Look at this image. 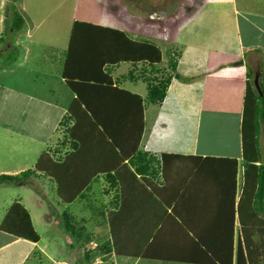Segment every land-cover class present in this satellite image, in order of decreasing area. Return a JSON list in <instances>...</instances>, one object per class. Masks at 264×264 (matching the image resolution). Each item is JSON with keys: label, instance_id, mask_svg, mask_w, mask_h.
I'll use <instances>...</instances> for the list:
<instances>
[{"label": "crops", "instance_id": "0c3cea01", "mask_svg": "<svg viewBox=\"0 0 264 264\" xmlns=\"http://www.w3.org/2000/svg\"><path fill=\"white\" fill-rule=\"evenodd\" d=\"M196 1L197 5H195V0H187L186 13L175 22L168 37L164 40L155 35L158 29L149 33L146 29L142 38L139 37L127 19L112 11L108 12L106 0H14L13 2L0 0V41L6 35V40L0 43L1 52L17 50L19 53L15 62L9 65L5 64L9 69L10 67L18 69L27 61L26 59L31 53L28 51V47H22L24 44L42 46L46 50L50 48L47 44H52L55 46L53 48L58 49L60 53L64 51L65 48L61 47L65 46H61L63 42L59 40V35H50L60 29L58 27L50 29V24L55 16L54 25L63 20L69 23V25L66 24V33L68 30H70V34L73 32V24V27L78 28V31L85 30L88 26L93 28L100 38H108L105 47L114 49V52H110L111 54L107 56L103 54V51L101 54L98 51L94 53L97 58L100 55L101 59L96 62L95 68L89 69L92 70L89 75L86 72L87 67H80L79 63L74 62L71 56L72 51L68 52L70 56L66 69L68 73L70 72L68 75H73L78 70V73L84 71L89 76V78L79 77L80 74L70 76L77 81L73 86L74 90L59 74V71L66 65V51H64L63 57L55 58L57 61L53 59L50 61V63L53 61L52 64H56L57 67L53 68L51 65L48 71L41 69V72L31 77H22L21 83L27 79L36 87L33 90H28L24 96L35 103L31 116L28 115V117L43 122L47 120L51 126L39 128L46 130L45 134H42L44 137L38 139V136L41 135L36 133L32 125L29 129L26 125H15L14 121L1 123V130L6 133L4 142L0 143V150L3 152L2 159L5 158L4 165L12 164L10 165L12 169H4L0 173L13 176L28 169V163L23 162L21 158L22 144L11 146L8 140L9 137L23 139L29 144H34L29 145L31 149L28 150L30 157L34 159L33 164L36 165L42 156L41 173L49 175L47 178L37 181L40 192L44 180L51 186L46 189L57 192V189H54L56 184L50 176L55 175L56 178L60 177L61 183L58 182V189L61 195L77 198L83 196L85 191L92 194L93 190L90 184L99 179L100 172L106 170L113 172V169L117 168L110 161H119L116 152L128 156L138 140L139 149L157 157L167 155L169 165H179L177 172L171 169L169 179L171 184H174L172 181L176 176H179L175 183H180L185 187L187 201L181 207H178L179 205L177 207L174 205V207L185 215L190 209H194L190 214L192 216H187V219L191 220H199V217H195L199 209H202L201 212L204 215L207 214L202 222H196L194 226L187 223V229L195 232L196 225L200 224L203 232L199 237L209 247L220 246L223 244V240L225 244H228L230 236L228 239L227 235L231 230L233 233L237 218L234 213L233 221H231L232 208L235 212V208L241 205L242 210H245L246 213H253L250 208L252 201L248 200L247 195L251 186L247 187L246 168L241 165L243 160L242 123L244 112H246L244 97L249 81L247 76L249 71L254 73V77L256 74L259 75L258 80L264 90V0ZM55 2H60L58 8L72 7L73 15L70 18L69 16L64 17L62 12L55 15L57 8L52 9ZM6 4L8 5L7 11ZM13 12L17 13L24 23L21 30L14 32L10 37L7 34L12 33L10 26ZM37 30H41V32L36 36ZM62 31L63 27L60 29V32ZM130 36L134 40H131ZM63 37L67 38V35L61 38ZM47 38L51 39V43L45 44ZM70 38L72 39V36L69 35L68 40ZM120 44H122V53L119 56H114L113 54L119 49ZM146 45L152 47L149 48ZM164 46H167L164 48L165 50ZM167 48L171 49V52H168ZM164 53L166 58L170 53L176 55L175 72L168 69L169 58L165 61L164 69L158 66L164 63ZM157 56L160 57L159 62H156ZM131 61H136V63H131ZM44 63L45 59L42 58L38 65L44 66ZM121 65L126 66V73L115 77L114 73L120 69ZM130 71H136L138 74L144 72L146 76L150 77L160 78L162 75L170 77L166 96L170 92H176L186 99V106H190V108L185 118L182 121H175L164 101L159 106L143 107L139 98L144 99L147 95L146 85L142 94L127 89L126 84L136 85L139 82L144 84L134 78V81H130L131 77H127ZM16 75L17 73L15 76L13 75L14 78L10 82L12 86H16L15 93L19 87L17 85L20 84ZM81 79H85V81L81 82ZM116 79L119 81L117 82ZM1 86L4 84L0 85V89ZM75 99L80 100L87 109L90 107L91 113L88 114L90 117L106 118L103 125L114 134L112 140L114 152L108 151L99 157L103 162L101 166H98V161H96V167L82 170L83 172L79 173L76 170L83 164L77 159V148L73 151L75 155L72 153L73 158L65 161L66 158L61 157L64 150L61 144L59 147V143H55L56 138H54L58 124ZM61 101H64L62 105ZM42 104L43 106H41ZM261 108L264 110V106ZM156 109H158L157 113L154 112ZM17 111L19 115L20 110ZM26 116L25 113H22V120H25ZM75 117L82 119L84 124L77 127L74 138H79L80 133L87 129H94L97 132V128L89 125L85 120L86 117L80 115L78 108H76ZM21 122L23 123V121ZM262 133L264 132H261L259 136L260 148L264 143V136H262L264 134ZM220 134H223L222 138L219 137ZM176 140L179 141L177 144L180 146L172 144ZM51 143L54 144L53 147L48 148ZM36 144L41 146L36 147ZM52 153L58 158L61 157L58 164L50 163L51 160L55 161V157L45 156V154ZM262 161L264 162V159ZM51 166L58 170L51 171ZM119 168H121L120 164L117 169ZM181 173H184L183 177H181ZM95 175L96 178L92 179ZM120 176H126V174ZM124 186L123 184L121 188ZM246 188L247 193L245 192ZM182 193L184 194L183 191ZM199 193L201 194L200 198L196 196ZM239 210L240 208L238 209L240 213ZM27 213L34 228L32 216L28 211ZM214 215H216L215 220ZM3 217L4 214L0 215V222ZM248 220L252 219L248 218ZM141 221L147 222L144 217L138 220L139 223ZM118 223H123L122 218L117 219L115 224ZM180 224L168 222L159 226L162 231L159 230L161 233L156 234L152 245L166 247L167 250L166 253L157 255V259L150 257L149 259H131L121 256L117 264H176L165 262L161 258L168 256L169 259H172L176 255L174 258L176 260H173L178 261L188 255V249H184V247L194 245L188 240L192 236L191 233L188 239L180 237L178 230L181 227ZM240 224H238L239 227ZM141 226L147 229L149 225ZM168 230H170L169 233L166 232ZM212 230L221 231L225 236L217 232L213 233ZM143 233L144 231H142L144 237ZM39 242L40 237L37 243H33L0 231V251H3L0 256V264H25L33 255L35 257L30 259L33 264H42L43 261L51 262L50 255H47L43 250H38ZM128 244L135 245L134 242H127L124 247L130 246ZM69 247L72 249V245Z\"/></svg>", "mask_w": 264, "mask_h": 264}, {"label": "rangeland", "instance_id": "374dc122", "mask_svg": "<svg viewBox=\"0 0 264 264\" xmlns=\"http://www.w3.org/2000/svg\"><path fill=\"white\" fill-rule=\"evenodd\" d=\"M139 0L134 1L135 3H131L130 0H106V9L108 12H114L117 15H120L128 20L129 25L134 29V31L137 33L139 37L142 36L143 32L148 29V33L151 31H155V35L159 36L160 38L164 39L168 37L169 33L172 30V27L174 26L175 22L179 20L185 13H186V6H187V0H180L184 2L178 7H174L172 9L171 17L167 19H161V21H152L148 20L147 16L142 12L139 13L137 11L142 10H151L156 7V5H159L161 1L163 0H141V5H134ZM171 1V0H170ZM168 2V0H167ZM197 1L195 0V5ZM173 4V3H172ZM60 5V2H55L52 6V9H56V14L58 15L59 12L63 13V16H69V18L73 15V9L72 7L63 9V7L58 8ZM68 7V6H67ZM8 5L6 4L5 9L7 11ZM65 8V7H64ZM142 8V10H138ZM1 9V8H0ZM114 14V15H115ZM131 16V17H130ZM140 17V18H139ZM55 18L52 20L50 24V29H53L55 27L62 28L63 31L60 32V29H57L54 33L50 35H59V40L63 42V45L65 47H61L64 49V51L71 52V56L74 59V62L80 65V67L84 66L86 68V72L88 75L91 73L92 68H95L99 60L101 59V56L95 55L94 53L100 52V54L103 51V54L110 55V52H114V49L105 47V42L108 41L107 39L100 38L99 34L97 35V32L91 28L86 27L85 30H79L76 27H73V32L70 34V30L66 33V24L69 25L68 22L62 21L58 24H55ZM144 18V19H142ZM77 23V22H75ZM166 23V24H165ZM72 24V23H71ZM70 24V26H71ZM153 24V25H151ZM131 28V29H132ZM65 29V30H64ZM71 29V28H70ZM43 30V29H42ZM12 32V31H11ZM41 32V30H37L35 32L36 36L38 33ZM14 32L8 33L10 37L12 36ZM62 33V34H61ZM34 34V35H35ZM135 34V33H134ZM154 34V33H153ZM61 38L62 36H66ZM69 35L72 36V39H69ZM6 35H4V39L0 41L4 42L6 40ZM131 40H134L132 36L129 37ZM142 38V37H141ZM156 38V37H155ZM51 43V39L47 38L45 41ZM71 43V44H70ZM70 44V47H69ZM50 48L45 49L42 46H36V45H30L27 44L22 45L23 48L28 47L29 54L27 61L23 63L21 67L18 69H14L10 67V69L5 66L4 60L6 59V56L9 52H1L2 46H0V85L2 83L4 86H1L0 89V143L4 142V134L1 130V123H11L12 121L15 122V125H23L27 126L29 129L32 127L35 129L36 133L40 134L41 136H38V139H42L45 134L44 131L46 129H39L43 126L50 127L51 125L46 120L45 122L39 121L38 119H32L28 117V115L31 116L33 107L35 106V103L31 100H28L25 96V94L28 92V90H33L36 88L31 82H28L27 79L23 83H21L22 77H31L36 73L41 72V69H44L48 71V69L53 65L54 67H57L56 64L50 63V61L55 58H61L63 57L64 51L61 53L58 51V49H54L55 47L52 44H47ZM68 45V48H67ZM122 44H120L119 49L113 54L114 56H119L120 53H122ZM101 47V49H99ZM118 47V46H115ZM167 47L164 46L163 49ZM168 52H171V49L167 48ZM165 50V49H164ZM171 55L174 56L173 53H170L167 55V58H169ZM164 57V63L159 64L161 69L165 68L166 60L165 53L163 54ZM44 58L45 63L44 66L41 64L38 65L40 60ZM170 59V58H169ZM10 60V59H9ZM64 60V59H63ZM57 61V60H55ZM95 61V62H93ZM42 66V67H41ZM126 66L123 65L120 66V69L114 73L115 77H119L120 75H123L126 73ZM166 70V69H165ZM95 72V71H94ZM17 73L16 77L19 78V86L17 88V93H15L16 86L11 85V81L13 80V75ZM70 73V72H69ZM68 73V74H69ZM76 75L80 74L79 77L82 78H89L87 74L84 71H81L78 73V70L74 73ZM70 75V76H74ZM91 78V77H90ZM51 79V78H50ZM52 80V79H51ZM79 80V79H78ZM85 81V79H81V82ZM117 82L119 79H116ZM122 80V79H121ZM77 83V81H76ZM8 84V85H7ZM32 84V85H31ZM80 87V86H79ZM126 88L130 89L132 91H136L138 93H143L145 84L137 83L134 84H126ZM68 96H70L69 91H67ZM62 96V94H61ZM64 101H61L60 104L62 105ZM164 103L166 104V107L170 110V114L173 116L175 121H182L186 114L189 111L190 106H186V99L182 97L179 93L176 92H170L168 93V96H166V99L164 100ZM68 104V103H67ZM43 106V104L41 105ZM23 108V109H22ZM171 109L173 110L171 112ZM19 115H18V111ZM158 109L154 110L155 113H157ZM25 113L27 115L25 117V120H22L21 114ZM82 117V116H80ZM86 117V116H84ZM85 120L88 121L89 125H91L94 128H97V132L94 129H87L86 131L80 133L79 138L72 137V128L68 129L69 127H72V123L65 127L64 124H58L56 134L54 135V138H56L55 143H59L58 146L60 147V144H62L63 148V156H61L65 161L70 160L73 158V155H75V150L70 149V145L65 143H62L65 140H71L76 139V145H77V159L80 160V162L83 164L82 167H78L76 170L77 173L81 172L82 170H88L92 169L93 167H96V161H98V166L102 165V161L100 160V156L108 151L114 152V144L112 140L114 139V134L107 130V128L103 127L102 123L97 126L94 122L91 121V118L86 117ZM23 121V123L21 122ZM77 121V123H76ZM75 121V128L74 133H77V127L84 124V121L82 119L77 118ZM148 121L149 118H148ZM70 123V122H69ZM71 132V133H70ZM264 134V133H262ZM56 136V137H55ZM264 136V135H262ZM220 138L223 137V134L219 135ZM8 140L10 141L11 146H20L22 144V151H21V158L23 162L28 163V169L26 170H34V164H33V158L29 155V149L31 147L29 145V142L24 141L23 139L19 140L15 137H9ZM179 141H174L172 144H177ZM42 145V143H41ZM39 144H36V147L41 146ZM53 143L48 145V148L53 147ZM1 146V145H0ZM176 146H180V144H177ZM177 149V148H176ZM2 153L0 150V172H2L4 169H12V164L10 165H4L5 158L2 159ZM32 153V152H31ZM73 153V155H72ZM261 154L264 159V143L262 144L261 148ZM66 155V156H65ZM72 155V156H70ZM96 155V157H94ZM48 158H58L54 153L52 154H45ZM70 156V157H68ZM59 156L58 159H61ZM2 159V162H1ZM16 159H18L16 157ZM113 163V166H117V168L122 165L121 161H115L110 160ZM85 165V166H84ZM107 168V166H106ZM112 168V167H111ZM25 170V171H26ZM58 169H53V171H57ZM82 171V172H83ZM34 172V171H33ZM21 173V172H20ZM106 173V174H105ZM113 174L111 172L102 171L101 174L107 175V174ZM19 174V173H18ZM54 174V173H53ZM0 175H3L0 173ZM11 176V175H8ZM54 177V176H53ZM56 177V176H55ZM68 178V177H67ZM96 178V175L92 177V179ZM41 180L43 178L34 177L31 175L28 177V181H13V182H3L0 183V215H5V213L10 209L14 203H18L23 209H26V211L31 214L32 222L34 224L35 231L38 233L40 237L39 242V248L38 250H43L47 255H50L51 262H42V264H117L120 257L116 256L117 252L114 253V247L111 246V249L106 252L104 247L105 244L109 243V246L112 242V236H114V239L117 240V244H122L121 248H124V245L128 242H134L135 246L138 247V244H142L141 241L145 237H143L142 233L138 229V233L136 234V223L138 220H140V217L136 214L133 218H128L125 220V217L122 216L123 223H118L113 226L112 231V223H108L111 220L112 216V192H108L107 189L109 187V183L105 181L104 179H98L95 182L91 183L90 186L92 187L93 193L90 194L88 192H83V196L75 198V201L72 205L66 206L63 204L59 198H57V193L52 192L51 190H48L46 188L51 187L50 184H46V181L43 182V187L40 192L37 186V181ZM58 182L61 183L60 177L58 176L56 178ZM53 181V179H52ZM1 182V181H0ZM49 183V182H48ZM65 183V182H63ZM39 185V184H38ZM177 187H181L182 185L180 183L175 184ZM58 187L54 186V189H57ZM41 189V188H40ZM123 192L124 190L121 189ZM107 191V192H106ZM121 192L119 191V195H121ZM175 196V195H174ZM64 197V196H63ZM171 197H169L170 200ZM174 203H170L167 206H163L162 209L166 212H171V208L174 207ZM240 207L235 208V216L236 223L233 231V238L235 240V243L237 242V239L240 235V228L238 226L240 221V213L238 212V209ZM141 211V210H140ZM240 211V210H239ZM202 214H204L202 212ZM207 214H205L203 217H201L199 220L196 219H187L185 218L184 222H188L192 224L193 226L196 224V222H202ZM116 216V215H115ZM191 217V216H190ZM244 219V225L248 228H255V224L252 220H248L247 217ZM71 220V225L77 229L78 236L80 237V241H77V246L74 243V239L72 236L64 229L65 220ZM170 219L173 220V217H167L163 215L159 221L161 223H168L175 221H169ZM176 220L181 223L177 218ZM117 219H115V222ZM127 221V222H126ZM121 224V225H119ZM138 224L143 225L147 224V222H138ZM122 226V227H120ZM144 229V228H141ZM186 239V237H184ZM224 240L223 244L224 245ZM69 245H72V249L69 247ZM130 245V244H128ZM132 245V244H131ZM79 248V249H78ZM139 249V255L141 253V246L138 247ZM232 249V255L233 259H235V247L233 244ZM135 250V248L133 249ZM3 254V251H0V256ZM89 257L90 262H87L85 259V256ZM52 256V257H51ZM35 257L33 255L30 259ZM138 258H131V259H138ZM29 259L28 262L25 264H33V262ZM235 263V262H234Z\"/></svg>", "mask_w": 264, "mask_h": 264}, {"label": "trees", "instance_id": "16d2710c", "mask_svg": "<svg viewBox=\"0 0 264 264\" xmlns=\"http://www.w3.org/2000/svg\"><path fill=\"white\" fill-rule=\"evenodd\" d=\"M12 2L14 0H11ZM24 21L22 18L15 12H13L11 17V26L10 29L12 32H18L21 30ZM147 47L151 48V45H146ZM157 51V50H156ZM8 55L4 60L5 64H11L15 62L18 58V51H8ZM174 54V53H173ZM158 55V51H157ZM69 54L66 56L65 67L59 71V74L62 75V78L66 80L69 87L74 90L73 86L76 84L75 78L70 77L67 72V62H69ZM157 61H160V57L157 56ZM168 60V69L171 72H175L177 67L176 62V55L174 54L169 57ZM10 59V60H9ZM68 59V61H67ZM131 63H136V61H131ZM64 66V65H63ZM134 76V77H133ZM176 76V75H175ZM248 84L246 87L245 97H244V121L242 126V149H243V160H242V167L246 168L245 170V177H246V184L251 186L250 191L247 193V188L245 192L248 195V200L252 201V212L253 213H246L245 210H242V206H240V235L235 242L233 238L232 230L229 231V235H227L228 239L230 236V240L228 244L220 245V246H212L209 247L202 241L199 235L203 232V228L200 224H197L195 232L191 229H187V223L184 222L187 216H192V212L194 209H190V211L185 215L175 207L171 208V212H166L162 209L165 205H169L170 203H174L177 207H181L183 204L186 203V189L185 187H177L175 184L176 178L172 181L174 184L170 182V175L171 169L177 172V168L179 165H169L167 162V155H160L154 156L142 149L138 148L139 141L137 140L136 146L132 150V152L125 156L123 153H117L116 155L121 161L122 165L121 168L113 169L114 171L111 172L113 174L107 175H100L98 178L104 179L109 183V187L107 189L108 192H112V216L111 220L108 223H112V231L113 226L115 225V219L121 218L122 216L125 219L133 218L136 214L140 219L144 217L147 220V224L149 225L147 229H141L142 226L135 224L137 227L135 229L136 234L139 231L142 233L144 231V238L142 239L141 243L137 246H141V253L139 258L142 259H149L156 258L157 255L166 253L167 248L162 246H155L152 245L153 240H155L156 234L161 233L162 223L160 224L159 219L165 215L167 217H173V220L170 219L169 221H175L179 223L176 218L181 222L179 230L180 237H188L190 233L192 236L188 239L190 243L194 245L191 247L185 246L184 249H188L186 256H183L178 261H174L176 259V255L174 258L169 259V257L161 258L165 262L168 263H176V264H264V162L263 156L261 154V148L259 143V136L261 132H264V110L261 108L264 106V90L258 80V85L260 88V93L255 89L253 80H254V73L249 71L248 73ZM259 76V75H258ZM127 77H131L130 81H141L146 85L147 88V95L144 99H140V104H143V107L152 105V106H159L164 101L168 85L170 83V77H164L163 75L160 78L157 77H150L146 76L144 72L138 74L136 71L128 72ZM134 78V79H133ZM76 108L80 111V115H84L88 118H91V121L95 123L97 126L98 124L103 125L106 122V118L99 116L98 118L90 117L88 114L91 113L90 107L87 109L85 105L81 103L80 100L75 99L69 109L67 110L65 116L62 118L61 125L65 122V127L72 123V127L67 128L66 133L68 132L69 128H72V137H75V121L77 118L75 117ZM90 111V112H89ZM70 122V123H69ZM77 123V121H76ZM105 128V126L103 125ZM69 133V132H68ZM62 143L69 144L71 150H75L77 145L75 139L65 140ZM62 146V144H61ZM41 161L42 156L36 163L34 170H26L19 174L8 176V175H1L0 181L1 182H13V181H28V177L33 175L34 177L38 178H47L49 175H42L41 170ZM59 159L56 158L55 161L51 160L50 163L52 165L58 164ZM54 168L51 166L50 170L52 171ZM34 171V172H33ZM126 176H120L124 175ZM255 173V175H253ZM184 173H181V177H183ZM53 179V182L58 187V181L56 177L50 175ZM125 185L121 188V186ZM123 189L124 191L121 192ZM89 190V189H88ZM184 194L182 193V191ZM106 191V192H107ZM119 191L121 195H119ZM57 198L65 204L66 206H70L74 203L75 197H63L57 188ZM178 194H181L178 196ZM175 195V196H174ZM188 196V194H187ZM199 198L201 194H197ZM169 197L170 200H169ZM141 210V211H140ZM202 209H199L197 215L195 217L204 216L202 214ZM191 212V213H190ZM136 213V214H135ZM233 208L231 210L230 219L233 221ZM116 215V216H115ZM215 216H213L215 220ZM244 216V217H243ZM250 218L254 222L257 221L255 224V228H248L244 225V219ZM163 226V225H162ZM64 229L72 236L74 242L77 245V241H80V237L78 236V231L71 225V220L66 219ZM0 231L9 235H12L18 239L28 240L33 243H37L39 241V235L34 230L29 215L25 209H23L18 203H14V205L8 209L6 214L4 215L2 221L0 222ZM162 231V230H161ZM170 232V230L166 231ZM212 232H217L222 234L221 231L212 230ZM223 235V234H222ZM225 236V235H223ZM112 242L110 247L107 246L109 243L105 244L106 246L104 249L108 252L111 249V246L114 247V253L116 256H127L130 258H138L139 248L134 247L135 245H130L128 247L121 248L122 244H117V240L114 239L112 236ZM185 239V238H184ZM150 242V243H149ZM235 244V259H233L232 255V247ZM137 251H133V249ZM162 250V251H161ZM126 253H123V252ZM87 262H90L89 257L85 256ZM166 259V260H165ZM168 259V260H167ZM174 259V260H173ZM235 262V263H234Z\"/></svg>", "mask_w": 264, "mask_h": 264}, {"label": "flooded vegetation", "instance_id": "af4514ba", "mask_svg": "<svg viewBox=\"0 0 264 264\" xmlns=\"http://www.w3.org/2000/svg\"><path fill=\"white\" fill-rule=\"evenodd\" d=\"M131 3H135L134 1L136 0H130ZM180 0H163L161 1V3L159 5H156L155 8L151 9V10H142V8L138 9V10H142V11H137L139 13H144L148 20H152V21H161V19H167L171 17V13H172V9L176 6L178 7L179 5H181L183 3H180ZM141 0H139L138 2H136V4L134 5H141ZM173 3V4H172ZM144 19V18H142Z\"/></svg>", "mask_w": 264, "mask_h": 264}, {"label": "water", "instance_id": "95a60500", "mask_svg": "<svg viewBox=\"0 0 264 264\" xmlns=\"http://www.w3.org/2000/svg\"><path fill=\"white\" fill-rule=\"evenodd\" d=\"M258 79H259V76H258V74H256L254 77V80H253V84H254L255 89L259 92V95H261L260 88L258 85Z\"/></svg>", "mask_w": 264, "mask_h": 264}]
</instances>
